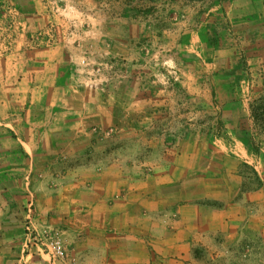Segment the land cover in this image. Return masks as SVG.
<instances>
[{
	"label": "rangeland",
	"instance_id": "rangeland-1",
	"mask_svg": "<svg viewBox=\"0 0 264 264\" xmlns=\"http://www.w3.org/2000/svg\"><path fill=\"white\" fill-rule=\"evenodd\" d=\"M33 2L38 16L0 0V52L27 31L22 16L36 30L22 47L50 45L39 59L72 62L73 90L114 91L123 111L56 148V176L103 157L119 177L25 195L0 264H264V0Z\"/></svg>",
	"mask_w": 264,
	"mask_h": 264
},
{
	"label": "crops",
	"instance_id": "crops-1",
	"mask_svg": "<svg viewBox=\"0 0 264 264\" xmlns=\"http://www.w3.org/2000/svg\"><path fill=\"white\" fill-rule=\"evenodd\" d=\"M11 2L27 4V8H22V16L40 13L34 11L37 5L33 0ZM21 17L19 26L22 31L28 26L27 31L18 34L14 50L0 52V233L8 232L24 217L25 195L36 199L54 195L57 188L50 184L57 180L63 183L65 179H74L77 187L102 188L105 180L119 177V165L114 159L103 157L86 163L82 167L86 171L84 176H78L71 167L56 176V148L72 146L77 137L87 139L92 125L113 123L123 111L110 101L117 98L114 91L108 94L106 90H73L72 62L39 59L48 53L54 56L50 45L41 40L37 43L40 47H22L23 36H33L36 30L29 28L32 22L25 24L27 21ZM109 160L111 169L107 164L101 168ZM61 189L58 186L59 193ZM44 211L46 207L39 205L33 220L37 221Z\"/></svg>",
	"mask_w": 264,
	"mask_h": 264
},
{
	"label": "built area",
	"instance_id": "built-area-1",
	"mask_svg": "<svg viewBox=\"0 0 264 264\" xmlns=\"http://www.w3.org/2000/svg\"><path fill=\"white\" fill-rule=\"evenodd\" d=\"M33 204L29 203L26 208L27 213L32 212ZM44 246L46 248V255L53 263L64 260L66 256V250L63 241L57 231H50L47 234H43Z\"/></svg>",
	"mask_w": 264,
	"mask_h": 264
},
{
	"label": "trees",
	"instance_id": "trees-1",
	"mask_svg": "<svg viewBox=\"0 0 264 264\" xmlns=\"http://www.w3.org/2000/svg\"><path fill=\"white\" fill-rule=\"evenodd\" d=\"M253 117H254V118H256V116H255V115H253Z\"/></svg>",
	"mask_w": 264,
	"mask_h": 264
}]
</instances>
